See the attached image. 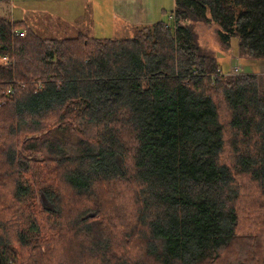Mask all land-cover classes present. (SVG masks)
I'll return each instance as SVG.
<instances>
[{"label": "trees", "instance_id": "16d2710c", "mask_svg": "<svg viewBox=\"0 0 264 264\" xmlns=\"http://www.w3.org/2000/svg\"><path fill=\"white\" fill-rule=\"evenodd\" d=\"M170 16L125 37L45 38L0 15V169L32 200L14 232L20 264H63L67 239L93 264H264V76L222 73L193 26L214 23L221 50L236 38L240 58L264 59V0H174ZM98 185L131 198V214ZM110 211L130 215L121 230Z\"/></svg>", "mask_w": 264, "mask_h": 264}, {"label": "rangeland", "instance_id": "374dc122", "mask_svg": "<svg viewBox=\"0 0 264 264\" xmlns=\"http://www.w3.org/2000/svg\"><path fill=\"white\" fill-rule=\"evenodd\" d=\"M171 4V2H170ZM170 4L167 6L166 11L164 10L163 16L161 20L167 22V24H172L173 18L172 16L169 17L170 13ZM43 6H41L42 9ZM69 6H66L68 8ZM46 10L48 11H56L55 8H51L49 6L45 7ZM65 7L62 6L60 9H64ZM17 7H14L11 2H5L0 4V15H5L8 17H15ZM42 12V10H41ZM29 13L25 18L28 23L31 24V26L28 23L27 24L31 30H33L36 34L42 36V37H64V36H74L77 33V28L84 29L85 34L87 36H94V37H125L128 36L130 33L134 32V28L136 26H126V27H121L118 30H115L114 27H111L110 24H106L103 22H98V21H93L89 22L87 24L84 23L83 20L79 21V14H80V7L76 10L71 9V15L69 17H74V23L70 22V18L66 17L64 15H61L59 13H54L51 14L50 12L48 13H36V15H30ZM21 18V17H20ZM19 19V18H17ZM67 22V23H64ZM150 24V23H149ZM64 25H68L66 28ZM79 25V26H78ZM148 25V24H146ZM137 26H143V25H137ZM195 32L197 34L199 42L203 44V46L209 51L210 53L212 52L213 54L216 55L218 58V61L220 64L223 65L221 68L222 73L228 72L229 66H224L226 63L227 65L232 66H238L240 68V72H245V73H263L264 76V59H245V58H240L236 52L237 50V39L233 38L231 41L232 47L230 51H227V53L224 52V50H221V44L219 43L218 37H217V29L218 27L214 23H205V22H198L195 23L194 25ZM139 28V27H138ZM1 61H6V58H0ZM40 85V84H39ZM38 85V86H39ZM34 136H37V133L33 135H19L18 138H12L10 139V134H7L6 136V142L14 141L18 146L22 144L23 142L29 140L30 138H33ZM13 142V144H14ZM15 145V144H14ZM30 157H33L36 160L42 159V156L39 153H33L32 155L30 154ZM2 168V167H0ZM4 171L0 169V181L6 182L7 185L3 186L0 188V219L3 220L4 223V228H3V233L7 237L8 241H12L11 244V250L6 251L5 254L9 257V259H6L5 262L11 263L13 261L15 264H20L26 260V253L29 251L23 247L20 246V244L16 241H14V232L17 227H21L23 223H25L26 216L28 212L30 211V206H32V200L28 201H21L20 199L15 198L11 194V187L9 185L10 180L9 178L7 179L4 176ZM97 187H100L98 185ZM107 191V186H105V190L103 191V188H99V193L97 195H100L103 197V200L105 201H110L112 199L119 207H123V210L129 214H131V208L133 207V202L131 198L125 197V195L117 196L115 198H110L108 197ZM95 197V196H94ZM101 197V198H102ZM74 197L70 195L69 192H65L62 195V199L66 201V207L63 209L62 212V220L72 221V218L75 216L74 214L77 212L70 213V206L72 205V199ZM96 199V198H95ZM98 203H104L103 201H95L92 203V205H98ZM37 204V203H36ZM109 211V210H108ZM124 211H115L112 212L118 217H115L112 221V225L114 229L122 228V223L126 222L127 220L130 219V215L127 213H124ZM97 219L101 220L102 216L99 215ZM98 222V221H96ZM129 223L131 221H128ZM72 223V222H71ZM24 226V225H23ZM142 234L141 232L137 231L134 232L132 231L130 236L126 238L123 236V241L124 244L126 243H131L134 245V248L137 249L140 244L143 242V239L141 238ZM120 238L119 236H116L114 238L115 241H118ZM63 246L59 248L57 251L65 249V251H59L56 253L57 255L55 256L56 260L60 263L65 264V262L76 258L79 256L78 254V241L77 240H63L60 242ZM35 242H32V247L35 245ZM31 247V251H32ZM41 250L44 252L45 247L42 246ZM20 251H21V256H20ZM20 256V257H18ZM91 259L89 258H84V256H79L76 260V264H93L90 262ZM95 260V258H93ZM0 264H5L4 259L2 258V261H0Z\"/></svg>", "mask_w": 264, "mask_h": 264}, {"label": "crops", "instance_id": "0c3cea01", "mask_svg": "<svg viewBox=\"0 0 264 264\" xmlns=\"http://www.w3.org/2000/svg\"><path fill=\"white\" fill-rule=\"evenodd\" d=\"M8 2L17 7L15 17L13 15L10 17L12 20L28 23L25 18L29 13L36 15V13L44 14L45 12L51 14L57 12L69 17L71 9L76 10L77 7H80L79 21L83 20L85 24L93 23V21L103 22L110 24L115 30L126 26L133 28L137 25L151 24L161 20L163 12L166 11L170 2V14L174 7V0H9ZM41 6H43L42 9ZM46 6L53 7L56 11H48ZM62 6L65 7L63 10L60 9ZM66 6L69 7L66 8ZM69 18L71 23L75 22L74 17ZM64 23L67 22L64 21ZM28 24L31 26L30 23ZM64 26L68 27V25ZM78 30L85 32L80 26L76 31ZM224 52L227 53V51ZM227 64L224 66L231 68V65Z\"/></svg>", "mask_w": 264, "mask_h": 264}, {"label": "built area", "instance_id": "2783aa9c", "mask_svg": "<svg viewBox=\"0 0 264 264\" xmlns=\"http://www.w3.org/2000/svg\"><path fill=\"white\" fill-rule=\"evenodd\" d=\"M230 71H231L232 73H234V74L241 73V72H240V68H239L238 66H232V67L230 68ZM8 91L10 92L11 90H8Z\"/></svg>", "mask_w": 264, "mask_h": 264}]
</instances>
